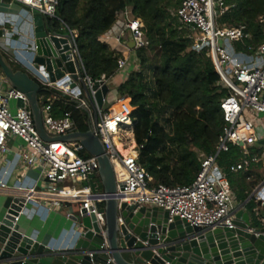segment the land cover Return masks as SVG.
I'll return each mask as SVG.
<instances>
[{"label": "built area", "instance_id": "1", "mask_svg": "<svg viewBox=\"0 0 264 264\" xmlns=\"http://www.w3.org/2000/svg\"><path fill=\"white\" fill-rule=\"evenodd\" d=\"M1 2L8 6L19 4L28 7L44 19H54L58 6V0H0ZM229 8L224 6L223 0H180L175 10L178 23L185 31V38L190 41V50L204 52L219 76L220 84L228 93L220 102L224 121L221 134L211 153L199 154L200 168L189 185L150 186V176L138 163V147L133 138L131 118L133 108L129 99L117 92L120 84L114 87L112 83L115 76L123 75L126 81L132 73L139 71L136 51L147 45L143 24L140 19L132 16L130 9L118 12L115 23L108 31L116 41H123L125 51L121 53L122 57L117 61L113 74L109 77L100 75L96 80H91L85 74L77 49L76 31L60 23L57 36L67 35L69 59L75 68L76 81L72 89L69 86H57V81H50L45 67H36L34 26L29 12L18 7L20 16L15 20L0 22V31L4 41H8L7 46L12 54L17 52V56L13 55L12 62L28 65L24 70L40 87L37 102L43 129L49 137L74 132L73 119L81 112L86 113L88 131L102 144L104 154L113 166L116 183H123V191H119L117 186L116 196L121 197L119 201L161 208L168 212V222L173 217H178L206 232L217 227L232 228L235 213L244 207L236 203L226 173L217 162L218 156L227 152L230 145L241 149L245 157L229 167V171L233 173L247 171L252 164H264V150L260 155L249 150L256 146L264 147V41L252 48L246 45L251 36L244 26L218 27L216 18ZM20 26L30 29L29 41L22 48L12 47V43H20L22 39H26ZM127 35L133 48L127 45ZM13 36L18 39L14 40ZM25 53L30 58L26 59L23 56ZM131 54L134 57L132 59ZM0 79L7 84V88L0 89V156L11 151L12 141L18 139L22 145L14 153L21 174L30 169L39 171L37 179L30 185L22 182L14 185V190L21 197L11 198L7 209L14 204V199H23L15 222H18L28 204L45 213L74 206L76 212L67 214V217L73 214L83 216L81 209L87 210L86 215L95 213L94 203L101 205L105 200V194H93L88 185L90 175L94 176V181L99 179L96 157L89 155L78 142L43 141L35 129L26 96L9 86L1 73ZM95 82L102 83L108 89L102 107L96 101V90L93 88ZM43 89L50 91V94H42ZM54 90L67 95L69 99L62 98ZM19 102H22V106L18 105ZM64 102L72 104L74 111H66L62 117L54 118L52 106ZM115 162L126 175L123 180L116 177ZM7 188V183L0 178V189ZM251 193H254L252 201L257 206L253 211L257 215V208L264 200V179ZM90 207L93 208L92 211H89ZM97 217L103 223L102 215L98 214ZM79 228L74 223L72 232L75 238Z\"/></svg>", "mask_w": 264, "mask_h": 264}, {"label": "trees", "instance_id": "2", "mask_svg": "<svg viewBox=\"0 0 264 264\" xmlns=\"http://www.w3.org/2000/svg\"><path fill=\"white\" fill-rule=\"evenodd\" d=\"M179 4L180 0H58L55 18H45L54 30L63 23L76 31L79 56L91 80L112 75L122 57L99 40L115 23L116 14L130 9L132 16L141 20L147 45L136 51L139 71L120 84L117 92L126 96L133 108L138 163L150 176V186L191 184L200 168L199 154L214 150L224 126L220 102L227 90L204 52L190 50V41L175 15ZM223 4L230 8L216 18L218 27L244 26L251 36L246 45L252 48L264 41V0H223ZM9 62L14 70L24 71ZM66 111H74V106L55 104L51 113L59 118ZM73 123L74 131H88L86 113H79ZM249 150L256 155L262 151ZM242 157L241 149L230 145L217 162L226 173L236 203L254 216L257 204L247 199L263 179L252 170L261 163L252 164L247 171L230 172L229 167ZM254 223L258 224L256 219Z\"/></svg>", "mask_w": 264, "mask_h": 264}, {"label": "water", "instance_id": "3", "mask_svg": "<svg viewBox=\"0 0 264 264\" xmlns=\"http://www.w3.org/2000/svg\"><path fill=\"white\" fill-rule=\"evenodd\" d=\"M15 5L32 16L36 67H45L50 81H57V86L74 88L76 75L69 59L67 35L58 37L57 30L47 25L36 11ZM2 37L0 31V41ZM129 48H133L131 42ZM0 73L9 86L26 96L35 129L43 141L78 142L96 157L102 189L97 188L93 175L88 177V185L93 194H105L103 204L94 203L95 213L86 215L87 210L81 209L83 216L70 217L80 227L78 236L71 247L58 251L19 230L15 216L23 199H14L17 205L12 204L10 209H7L9 202L6 203L5 214L0 218V264H264V200L257 215L241 208L234 215L232 228L217 227L206 232L178 217L168 222V212L161 208L121 202L116 194L117 186L123 191V183H116L113 166L98 138L91 131L49 137L43 129L37 102L39 85L26 71L14 70L1 50ZM93 88L97 104L102 107L108 89L98 82ZM84 90L88 94L85 87ZM54 92L69 99L59 91ZM18 105L22 106V102ZM253 196L251 193L247 201ZM92 210L90 207L89 211ZM98 214L102 215L103 223Z\"/></svg>", "mask_w": 264, "mask_h": 264}, {"label": "crops", "instance_id": "4", "mask_svg": "<svg viewBox=\"0 0 264 264\" xmlns=\"http://www.w3.org/2000/svg\"><path fill=\"white\" fill-rule=\"evenodd\" d=\"M6 3H0V22L15 20L16 17L20 16L19 9L9 10ZM7 8V9H6ZM20 30L24 31L25 38L19 43V41L12 43V47H24L25 43L29 41L28 31L30 30L26 26H20ZM15 40V39H14ZM99 40L107 44L112 50L122 53L125 51L124 46L122 45L123 41H116V39L110 35L108 32L102 35ZM5 44H8L2 40ZM129 35H127V45L130 44ZM11 47V48H12ZM7 50L10 48L7 46ZM5 49V50H6ZM6 50V51H7ZM13 55L17 56V52L11 54L7 57L9 61H12ZM26 59L30 58L26 53L23 55ZM17 65L19 68L26 69L28 65H22L20 62ZM26 71V70H25ZM125 81L123 75L115 76L112 79L114 87H117L119 84ZM7 88V84L0 79V89ZM110 97V96H109ZM14 104H12L13 106ZM21 141L14 139L11 143V151L0 156V178H2L6 183L7 189H0V218L5 214V204L13 197H21V194L14 190V185L19 182L23 184L30 185L38 177L39 171L36 169H30L21 174V171L17 167V159L15 156V151L17 147L21 146ZM261 165H254V171L258 172L261 175ZM4 171H7V174H4ZM264 179V176H263ZM262 179V180H263ZM261 180V181H262ZM260 181V182H261ZM260 182L258 184H260ZM257 184V185H258ZM256 185V186H257ZM245 212H248L245 207H243ZM75 212L74 206H67L65 209L53 210L49 213H45L32 205H27L23 210L19 220V230L27 235H31L36 241L45 244L52 248L53 250H65L71 247L75 242V236L73 235L74 223L70 220V216L67 217V214ZM254 226H252L253 228ZM167 264V263H166Z\"/></svg>", "mask_w": 264, "mask_h": 264}, {"label": "rangeland", "instance_id": "5", "mask_svg": "<svg viewBox=\"0 0 264 264\" xmlns=\"http://www.w3.org/2000/svg\"><path fill=\"white\" fill-rule=\"evenodd\" d=\"M11 8H12V10H18V7L17 6H11V7H9L8 9L9 10H11ZM7 9V8H6ZM9 24L7 25V28H9ZM127 38V37H126ZM13 39H18V37L17 36H13ZM7 48V44H5L4 42L2 43V41H0V50L1 51H3V53L8 57H10L11 56V54H12V52L10 51V50H5ZM132 58H134L133 57V54H131L130 55V59H132ZM12 62V61H11ZM15 65V64H14ZM17 66V65H16ZM12 108H14V105L12 106ZM255 148H260V149H262V151L264 150V147H258V146H256ZM251 151V150H250ZM252 152V151H251ZM259 169H261V175L262 176H264V164H263V167L262 166H260L259 167ZM95 182L97 183V188L99 189V190H101L102 189V187H101V183H100V180L98 179V178H96L95 179ZM255 209H256V207H254ZM253 208V209H254ZM76 212V211H75Z\"/></svg>", "mask_w": 264, "mask_h": 264}, {"label": "bare ground", "instance_id": "6", "mask_svg": "<svg viewBox=\"0 0 264 264\" xmlns=\"http://www.w3.org/2000/svg\"><path fill=\"white\" fill-rule=\"evenodd\" d=\"M114 169H115L117 179L123 180L126 175H125L123 169L121 168V166L117 162L114 163Z\"/></svg>", "mask_w": 264, "mask_h": 264}, {"label": "clouds", "instance_id": "7", "mask_svg": "<svg viewBox=\"0 0 264 264\" xmlns=\"http://www.w3.org/2000/svg\"><path fill=\"white\" fill-rule=\"evenodd\" d=\"M25 71V70H24Z\"/></svg>", "mask_w": 264, "mask_h": 264}]
</instances>
